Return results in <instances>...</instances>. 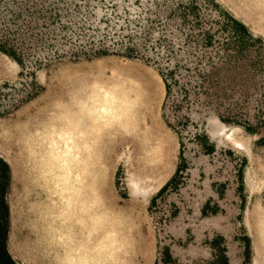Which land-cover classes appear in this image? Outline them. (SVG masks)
Here are the masks:
<instances>
[{
	"label": "rangeland",
	"instance_id": "374dc122",
	"mask_svg": "<svg viewBox=\"0 0 264 264\" xmlns=\"http://www.w3.org/2000/svg\"><path fill=\"white\" fill-rule=\"evenodd\" d=\"M4 39L19 264H253L252 243L264 264V0H0ZM106 87L123 104L111 120L87 107ZM58 130L82 146L68 177Z\"/></svg>",
	"mask_w": 264,
	"mask_h": 264
},
{
	"label": "bare ground",
	"instance_id": "6f19581e",
	"mask_svg": "<svg viewBox=\"0 0 264 264\" xmlns=\"http://www.w3.org/2000/svg\"><path fill=\"white\" fill-rule=\"evenodd\" d=\"M120 106L123 108L122 102L119 100V98L114 94L112 90H110L109 87L106 88H101V92L98 94V96L87 106L91 113H93L94 117L97 118H107L110 119L115 117L117 115V109H120ZM96 120V119H95ZM222 129H225V126H221ZM228 130V129H227ZM225 135L227 138L231 139L234 143L240 144V142L233 137V133L231 134L229 131L225 132ZM86 137V136H85ZM79 136L74 134V132L70 131H56L54 135L50 138V140L47 142L49 144L48 147L54 146V149L52 151L54 152V158L57 159V161L60 163V170L62 171V175L68 177V175L74 174V165L72 162L79 157V151L81 149V143L79 141ZM52 153V152H51ZM51 156V155H50ZM53 158V159H54ZM55 160V159H54ZM76 163V162H75ZM57 166V164H56ZM79 171V170H78ZM71 172V173H70ZM79 173V172H78ZM81 174V173H80ZM78 176V174H76ZM63 178V177H62ZM61 178V179H62ZM59 179V178H58ZM64 180V179H63ZM66 181V180H65ZM63 183V181L61 180ZM56 183V182H55ZM57 185V183L55 184ZM61 185V184H60ZM130 189L131 193L134 195H141V196H146L151 189L149 185H143L140 181L138 180H132L130 182ZM76 192V191H75ZM74 192V195H75ZM64 194V193H63ZM74 197V196H73ZM77 199V198H76ZM69 201V200H68ZM74 201V200H72ZM74 204V203H73ZM72 204V207H74ZM76 206V205H75ZM76 208V207H75ZM74 210V209H73ZM75 212V211H74ZM76 214V213H75ZM82 214V213H81ZM84 217V216H83ZM66 219V218H65ZM74 219V218H73ZM62 220V219H61ZM77 220V219H76ZM71 221V220H70ZM61 223V221H60ZM64 223V222H63ZM63 223H61L63 225ZM81 223V222H78ZM83 223V222H82ZM69 224V223H68ZM70 225V224H69ZM261 229H262V236H264V221L263 224H261ZM80 230V228H79ZM72 232V231H70ZM69 232V233H70ZM79 232V231H78ZM83 233V232H82ZM86 234V233H85ZM77 236V235H76ZM80 236V235H79ZM82 239V237H81ZM83 240V239H82ZM81 240V241H82ZM56 241V240H55ZM77 241V240H76ZM80 241V240H79ZM94 241V240H93ZM96 241V240H95ZM84 242V241H83ZM82 242V243H83ZM95 243V242H94ZM99 243V242H98ZM63 244V243H62ZM64 245V244H63ZM85 245V244H84ZM101 245V244H99ZM254 250L256 251V254L254 253L253 256V264H261L258 255L259 251L255 243H252ZM66 247V246H65ZM97 247V246H96ZM101 246H99L100 248ZM79 249V248H78ZM87 249V248H86ZM82 250V249H81ZM77 251V250H75ZM86 251V250H85ZM100 251V250H99ZM83 252V251H82ZM78 254V251H77ZM81 256V261L83 264L87 263V260L85 261L82 259V254L80 253ZM80 256L78 258H80ZM87 256V255H85ZM100 256V255H99ZM75 257V255H74ZM89 257V256H88ZM92 257V256H91ZM71 258V257H70ZM95 258V257H94ZM69 259V258H68ZM73 259V258H72ZM93 260V259H91ZM78 261V260H76ZM90 261V260H89ZM72 262V261H71ZM70 262V263H71ZM80 262V261H78ZM77 262V263H78ZM99 262V261H98ZM76 263V264H77ZM81 263V264H82ZM92 263V262H91ZM88 264V263H87ZM99 264V263H98Z\"/></svg>",
	"mask_w": 264,
	"mask_h": 264
},
{
	"label": "trees",
	"instance_id": "16d2710c",
	"mask_svg": "<svg viewBox=\"0 0 264 264\" xmlns=\"http://www.w3.org/2000/svg\"><path fill=\"white\" fill-rule=\"evenodd\" d=\"M230 21L238 27L240 31L247 32V28L243 22L238 21L234 17H230ZM7 39L0 40V49L6 50ZM165 89L169 94L171 89V82L168 80L167 75L162 72ZM182 145V142H180ZM178 170L175 171L177 173ZM175 175V174H174ZM174 176H171L158 190L161 193L166 189L167 185L171 182ZM10 179L8 163L0 156V264H19L10 254L6 247V238L8 232V207L5 202V192ZM249 246V243L246 245Z\"/></svg>",
	"mask_w": 264,
	"mask_h": 264
},
{
	"label": "crops",
	"instance_id": "0c3cea01",
	"mask_svg": "<svg viewBox=\"0 0 264 264\" xmlns=\"http://www.w3.org/2000/svg\"><path fill=\"white\" fill-rule=\"evenodd\" d=\"M164 183H165V181H164V182H162V183H161V185H163ZM159 187H160V186H159ZM263 195H264V190H263Z\"/></svg>",
	"mask_w": 264,
	"mask_h": 264
}]
</instances>
